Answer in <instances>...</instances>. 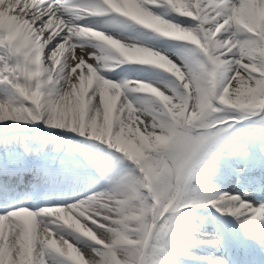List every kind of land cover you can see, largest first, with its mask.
<instances>
[{"label":"snow or ice","instance_id":"obj_1","mask_svg":"<svg viewBox=\"0 0 264 264\" xmlns=\"http://www.w3.org/2000/svg\"><path fill=\"white\" fill-rule=\"evenodd\" d=\"M68 7L0 0V197L55 201L0 212V264H165L190 244L221 253L202 257L208 264H256L245 245L264 264V229L246 227L264 218V199L212 190L231 176L264 192V0L70 6L77 20L115 14L190 44L176 60L66 21ZM125 62L174 79L158 86L101 74ZM207 205L235 217L242 234L203 215ZM179 224L183 232L167 239Z\"/></svg>","mask_w":264,"mask_h":264},{"label":"bare ground","instance_id":"obj_2","mask_svg":"<svg viewBox=\"0 0 264 264\" xmlns=\"http://www.w3.org/2000/svg\"><path fill=\"white\" fill-rule=\"evenodd\" d=\"M85 2L86 0H64V4L69 6L67 10L63 11V15L66 21L87 24L95 28H98L99 30H102L107 33L118 36L120 38H123L125 40L138 41L146 46H150L154 49H157L169 55L174 60H176V53L178 51L192 47L190 44L174 43L168 38H165L160 35H156L154 33L149 32L143 26H140L139 28L135 29L134 26L127 20V18L118 17V16H115V14H107L105 16H87L82 20H77L75 18V9L70 6L77 5V4H83ZM163 11L165 10L161 9V12ZM113 18L119 21V25H113L109 23ZM167 18L179 20L181 22L191 21L193 24L196 23V21L193 20L192 18L180 16L171 11L167 12ZM83 42L87 44V46L91 50L97 51L94 47L93 42L88 41L86 38ZM177 62L179 63V61ZM117 69L118 70L123 69V70L120 71L119 73H115ZM101 74L104 75L106 78L111 79L113 81H121L124 79L133 80V81H137V80L151 81V82L156 83L158 86L161 85L162 82H168L174 79L172 74L166 72L164 69H161L155 65L150 66V65L140 64L136 62H125V63L119 64L118 66L114 67L111 71H102ZM128 95L129 97H131V96L143 95V94L128 93ZM2 96H5V95L0 92V97ZM40 127L41 129L47 130V132L49 131L51 133L59 132V130L57 129H51V130L46 129L43 124H41ZM102 147H104V145H102ZM255 190L254 189L246 190V192H249L250 195L247 197H243V198L253 201L252 199L258 194V191H255ZM235 203L236 202H232L234 206H235ZM207 208H208V205L206 206V209ZM258 220H260L261 222H264V218H257L255 221H251L248 225H246V227L251 231H259L260 229L258 228L257 224H255V222H257ZM240 229H241V225H240ZM207 230L211 231L212 230L211 226H209ZM252 242H256V241H252ZM198 248L199 250L192 257L193 258L192 261L195 264H208V262L202 259V257L211 256L213 254L215 255L221 254L219 251H216L212 246H209V245L200 246ZM195 256H197L199 259L198 260L195 259L194 258ZM56 264H59V261H57Z\"/></svg>","mask_w":264,"mask_h":264},{"label":"rangeland","instance_id":"obj_3","mask_svg":"<svg viewBox=\"0 0 264 264\" xmlns=\"http://www.w3.org/2000/svg\"><path fill=\"white\" fill-rule=\"evenodd\" d=\"M181 24H184L186 26L191 25L188 21H184V22H180ZM193 24V23H192ZM199 176V174H197ZM225 179V180H224ZM197 183H202V181L200 180H196L194 179L192 182V186L196 187ZM212 185H213V191L216 192H235V193H241V192H246V190H252L254 188V184H248L246 182H241V183H237L236 178L235 177H224V178H216L212 181ZM241 186V187H239ZM243 188V190H242ZM245 188V189H244ZM229 189V190H228ZM257 191V190H255ZM256 195V194H255ZM259 195V192L256 196ZM263 196H264V192H263ZM255 203H257L259 201V199H255V197L252 199ZM234 206V205H233ZM208 208H212L210 205H208ZM214 209V208H213ZM217 211V210H216ZM263 224H261L258 228L264 229V222H262ZM258 226V225H257ZM183 225L179 224L177 225V227L175 228L173 233L169 234V237L167 239L169 240H174L176 238V234H181L183 232ZM214 230V229H212ZM205 244H199V245H191L190 248H184L182 249V255L185 257H189L192 261V257L197 253V251L199 250L198 247L200 246H204ZM169 255H172L171 253ZM189 255V256H188ZM195 259H199L197 256L194 257ZM193 262V261H192ZM165 264H182L179 261H176L174 259H167L165 260Z\"/></svg>","mask_w":264,"mask_h":264}]
</instances>
